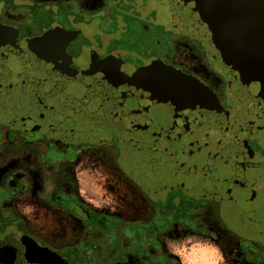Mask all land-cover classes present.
<instances>
[{
  "label": "flooded vegetation",
  "instance_id": "af4514ba",
  "mask_svg": "<svg viewBox=\"0 0 264 264\" xmlns=\"http://www.w3.org/2000/svg\"><path fill=\"white\" fill-rule=\"evenodd\" d=\"M92 152L148 216L83 197ZM27 192L72 227L25 215ZM209 219L264 260V59L169 0H0V264H179L165 238Z\"/></svg>",
  "mask_w": 264,
  "mask_h": 264
},
{
  "label": "rangeland",
  "instance_id": "374dc122",
  "mask_svg": "<svg viewBox=\"0 0 264 264\" xmlns=\"http://www.w3.org/2000/svg\"><path fill=\"white\" fill-rule=\"evenodd\" d=\"M95 155L93 152L87 154L79 167V176L84 180L82 187L86 190L83 197L94 200L105 211H122L132 218L148 216L152 206L139 196L137 188L128 183L127 177L113 175L106 166L101 165V160ZM40 199L34 192L21 194L19 205H24L23 213L28 216L32 214L34 218L48 223L55 221L58 226L61 223L68 230V225L73 224L72 218L62 212L52 214ZM209 222L210 229L207 234L175 233V236L165 238L166 250L170 256L179 264H264L259 256L245 253L243 241L232 229L227 230L216 219H209ZM54 230L57 228L52 229Z\"/></svg>",
  "mask_w": 264,
  "mask_h": 264
},
{
  "label": "water",
  "instance_id": "95a60500",
  "mask_svg": "<svg viewBox=\"0 0 264 264\" xmlns=\"http://www.w3.org/2000/svg\"><path fill=\"white\" fill-rule=\"evenodd\" d=\"M174 20L216 36L221 47L264 59V0H169Z\"/></svg>",
  "mask_w": 264,
  "mask_h": 264
}]
</instances>
